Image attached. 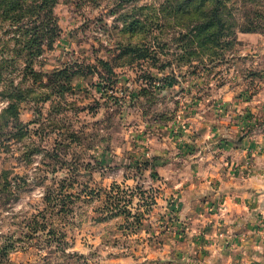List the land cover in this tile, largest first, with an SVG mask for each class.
Here are the masks:
<instances>
[{
	"label": "rangeland",
	"instance_id": "1",
	"mask_svg": "<svg viewBox=\"0 0 264 264\" xmlns=\"http://www.w3.org/2000/svg\"><path fill=\"white\" fill-rule=\"evenodd\" d=\"M56 1L61 30L40 55L0 26V264H106L144 231L163 242L175 201L163 210L145 171L153 148L189 152L208 120L255 117L240 103L264 70V0ZM201 228L200 244H221Z\"/></svg>",
	"mask_w": 264,
	"mask_h": 264
},
{
	"label": "crops",
	"instance_id": "2",
	"mask_svg": "<svg viewBox=\"0 0 264 264\" xmlns=\"http://www.w3.org/2000/svg\"><path fill=\"white\" fill-rule=\"evenodd\" d=\"M254 47L262 67L264 38ZM260 73L254 97L240 103L254 112V121H238L229 112L208 120L206 131H193L189 152L153 148L155 166L145 171L157 173L152 182L159 204L175 201L176 222L165 233L167 215H158L155 230L163 232V242L144 231L133 236L141 244L115 249L106 264H264V70ZM203 225L212 237L223 238L222 245L200 244Z\"/></svg>",
	"mask_w": 264,
	"mask_h": 264
},
{
	"label": "trees",
	"instance_id": "3",
	"mask_svg": "<svg viewBox=\"0 0 264 264\" xmlns=\"http://www.w3.org/2000/svg\"><path fill=\"white\" fill-rule=\"evenodd\" d=\"M191 0L183 1V4H188ZM209 0H199V5L203 6ZM56 0H0V26H17L18 30L15 32V39L22 42L26 36L25 33H30L31 37L28 39L30 47L26 49L34 55H40L44 48H52L56 38L58 37V31L61 30L57 19L54 14V5ZM182 3V1H179ZM178 0L174 5H180ZM197 4V5H198ZM218 13L217 9L215 10ZM213 19L205 21L200 27L201 30H207L208 35L213 34L215 31L212 30L214 26ZM22 29V32L21 30ZM252 30V29H249ZM25 31V32H23ZM36 44L37 48L34 49L32 45ZM132 52L138 54V56H146L144 47H128ZM17 50V49H16ZM22 52V49H18ZM35 50V51H33ZM104 65L108 67L110 72H113V68L110 62L102 59ZM28 68L30 66H27ZM81 73V72H78ZM9 109L14 108V104L10 103ZM3 252H6L9 245L0 247ZM0 249V250H1Z\"/></svg>",
	"mask_w": 264,
	"mask_h": 264
}]
</instances>
